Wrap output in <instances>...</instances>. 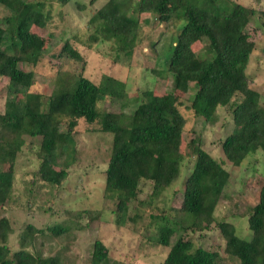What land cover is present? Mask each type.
<instances>
[{
    "label": "trees",
    "instance_id": "obj_1",
    "mask_svg": "<svg viewBox=\"0 0 264 264\" xmlns=\"http://www.w3.org/2000/svg\"><path fill=\"white\" fill-rule=\"evenodd\" d=\"M65 6L70 0H53ZM224 0H206L203 7L194 0H107L89 19L86 47L100 39H120L124 45L116 56L131 59L140 16L151 14L160 24L176 25L170 53L164 59L162 73L173 78L174 89L187 92L192 83L195 92L186 106L195 116L209 120L219 107L229 109L238 132L227 135L220 144L225 159L239 167L255 154H262L263 183L257 191V202L247 212V227L252 235L244 240L236 235L233 224L218 220L215 209L229 179L224 162H217L200 145L194 152V163L184 181L178 218L167 219L164 213L151 217L161 220L155 243L167 248L161 264H225L216 251L196 243L193 235L216 228L223 241L224 253L238 264H264V107L260 94L249 84L247 67L256 50L247 31L256 17L264 27V10L235 3L230 12L209 9ZM10 12L6 27L0 26V77L6 79V100L0 113V205L12 192L14 165L25 138H39L40 180L60 186L67 177V167L50 169L72 138L79 119L99 123L102 133L111 135V147L105 170L104 190L119 192L130 205L139 200L141 183L151 184V199L169 188L180 173L177 158L186 120L173 94L152 95L143 91L130 99L125 84L109 75L99 83L83 76L62 73L50 96L31 91L33 70L47 49L44 40L32 31L44 28L50 19L41 2L0 0ZM180 11V12H179ZM206 40L211 57L198 59L193 47ZM61 53L75 62L83 57L68 42ZM105 98H116L120 112L99 111L97 104ZM126 108H131L125 113ZM65 131H61V124ZM124 209L120 200L117 215ZM137 216H139L137 214ZM119 218V217H118ZM117 218L116 224H119ZM50 234L67 233L62 226L48 227ZM42 229L26 224L19 236V249L8 245L10 223L0 218V264H61L57 255L43 257L31 252ZM107 246L93 243L91 264H107ZM115 264V263H113Z\"/></svg>",
    "mask_w": 264,
    "mask_h": 264
},
{
    "label": "rangeland",
    "instance_id": "obj_2",
    "mask_svg": "<svg viewBox=\"0 0 264 264\" xmlns=\"http://www.w3.org/2000/svg\"><path fill=\"white\" fill-rule=\"evenodd\" d=\"M42 2L50 19L44 28L33 27L47 46L42 59L35 65H20L23 70H33L34 84L31 91L50 96L55 81L62 73L74 74L82 69L83 76L99 83L109 75L125 84L127 95L132 99L138 93L149 96L173 94L182 105L179 107L186 123L182 131V142L177 158L181 161L178 179L158 197L151 199V184L141 183L139 200L143 205L127 204L119 192L104 190L105 170L111 147V135L102 133L99 123L89 124L79 119L65 151L50 167L59 170L67 167V177L60 186L40 180L38 169L40 159L37 151L39 138H25V145L14 165V181L10 198L0 205V218L10 223L8 245L12 251L19 249V236L26 224L42 229L31 252L43 257L57 255L61 264H91L93 243L99 240L109 251L107 264H161L167 248L155 243L157 226L162 222L151 217L161 212L167 219L178 218L184 181L194 163V152L198 145L229 172V179L215 217L225 220L236 229V235L244 240L251 238L247 227L248 209L257 202V191L263 183L262 154L247 158L239 167L231 166L225 159L220 144L229 134L238 132L229 109L219 107L209 120L195 116L186 106L195 92L192 83L187 92L174 89L169 73L163 70V62L170 53L171 37L176 25L160 24L151 14L140 16L135 51L131 59L117 58V49L124 45L120 39L103 40L86 47L88 21L107 0H70L60 6L53 0H25ZM137 0H133L135 3ZM192 1V0H191ZM206 0H194L203 7ZM235 3L264 10V0H224L209 7L213 12H230ZM180 12V11H179ZM10 12L0 6V26L6 27ZM256 50L250 57L247 75L250 87L260 94L264 107V27L254 17L247 27ZM68 42L83 57L75 62L61 53L62 45ZM198 59L211 57L206 40L193 47ZM6 79L0 77V113L6 100ZM97 107L99 111L120 112L118 99L105 98ZM131 108L124 111L128 113ZM61 131L65 125L61 124ZM122 201L124 209L117 215L116 207ZM137 214L139 216H137ZM119 217V218H118ZM117 218L119 224H116ZM67 227L68 232L59 236L50 234L48 227ZM196 243L205 249L216 250L225 264H238L223 251L224 241L216 228L193 235Z\"/></svg>",
    "mask_w": 264,
    "mask_h": 264
}]
</instances>
